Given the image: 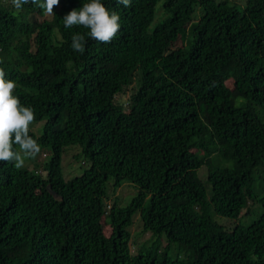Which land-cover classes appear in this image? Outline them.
<instances>
[{
	"label": "trees",
	"instance_id": "obj_1",
	"mask_svg": "<svg viewBox=\"0 0 264 264\" xmlns=\"http://www.w3.org/2000/svg\"><path fill=\"white\" fill-rule=\"evenodd\" d=\"M89 2L0 0V69L49 153L0 162V264H264V0H101L108 44L64 27ZM68 149L88 164L69 179Z\"/></svg>",
	"mask_w": 264,
	"mask_h": 264
},
{
	"label": "clouds",
	"instance_id": "obj_2",
	"mask_svg": "<svg viewBox=\"0 0 264 264\" xmlns=\"http://www.w3.org/2000/svg\"><path fill=\"white\" fill-rule=\"evenodd\" d=\"M124 8L131 6V0H116ZM15 9L20 10L25 4H37L51 16L59 0H11ZM120 17L116 11H109L101 0H90L79 10L73 9L63 17L65 28L83 26L88 29V37L92 40L108 44L120 31ZM86 40L84 36H72L71 48L79 53L84 51ZM16 84L5 79V72L0 69V162H14L16 168L24 165L25 158H34L40 152L37 141L29 135V126L35 119L30 107L21 105L20 100L13 95ZM14 145L19 146V152L14 151Z\"/></svg>",
	"mask_w": 264,
	"mask_h": 264
},
{
	"label": "rangeland",
	"instance_id": "obj_3",
	"mask_svg": "<svg viewBox=\"0 0 264 264\" xmlns=\"http://www.w3.org/2000/svg\"><path fill=\"white\" fill-rule=\"evenodd\" d=\"M157 18L158 17H156V19ZM131 92L132 91L130 89H126L124 93L115 96V101L121 102V104L123 106H126ZM75 153H76L75 149H68L66 152H64V154L62 156L63 157L62 163H61L62 173H63V176L68 178V179L72 178L73 176L80 175L83 172V170L88 167V164L84 162L83 158H75V159L72 158V156ZM46 154H47L46 152H42V153L39 152V154L36 155L35 159L39 163H41L43 160L48 159V157H45ZM47 155L49 156V153ZM25 159H27V158H25ZM63 165H64V167H63ZM32 168H33L32 165L29 164L28 169H32ZM136 193H137V190L134 186L129 185L127 183H124L120 188L116 189L114 193L112 192L110 194V200L113 201L114 199L117 198L119 201V205L124 206V205L129 203L131 198ZM107 205L111 206V202L107 203ZM137 219H138V216H135L133 218V223H132L130 230L133 229V227H134V221L137 223ZM214 220L216 222H218L219 224H222V225H224L225 223H228V219L222 218L218 215H214ZM139 222H140V220H139ZM234 223L235 222H230L226 226H232L233 227ZM140 226H141V222H140ZM229 230H231V228H229ZM149 236H150V234H148V233L142 235L139 239L136 240V244H140L142 242V239H146ZM132 240H133V237H132ZM131 243L134 244L135 242L132 241ZM137 247H138L137 245H132V244L129 245L130 252L132 254H135L137 251Z\"/></svg>",
	"mask_w": 264,
	"mask_h": 264
},
{
	"label": "water",
	"instance_id": "obj_4",
	"mask_svg": "<svg viewBox=\"0 0 264 264\" xmlns=\"http://www.w3.org/2000/svg\"><path fill=\"white\" fill-rule=\"evenodd\" d=\"M49 190H50V187H49Z\"/></svg>",
	"mask_w": 264,
	"mask_h": 264
}]
</instances>
